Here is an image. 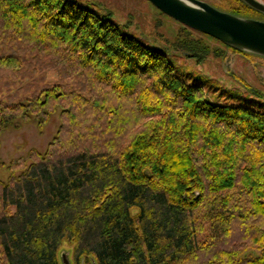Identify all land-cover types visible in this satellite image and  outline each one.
Listing matches in <instances>:
<instances>
[{"label":"trees","instance_id":"16d2710c","mask_svg":"<svg viewBox=\"0 0 264 264\" xmlns=\"http://www.w3.org/2000/svg\"><path fill=\"white\" fill-rule=\"evenodd\" d=\"M171 45L210 49L185 26ZM243 84L211 99L108 13L0 0V133L59 117L44 149L0 160V264H63L64 241L68 264H264V100Z\"/></svg>","mask_w":264,"mask_h":264},{"label":"rangeland","instance_id":"374dc122","mask_svg":"<svg viewBox=\"0 0 264 264\" xmlns=\"http://www.w3.org/2000/svg\"><path fill=\"white\" fill-rule=\"evenodd\" d=\"M79 4L91 7L99 13H108L110 19L116 22L121 30L131 34L145 43L163 48L168 59L174 65L176 72L187 81L202 84L211 99H217L216 94L227 91L252 95L247 92L243 82L258 89L264 100V55L250 50L239 51L233 49L217 38L186 26L177 19L162 12L149 0H75ZM222 9L219 5L225 0H205ZM264 3V0H260ZM224 10V9H223ZM257 10V9H256ZM242 17H253L264 20L261 11L249 14H237ZM187 27L190 37L201 39L210 49L200 60L196 56L186 55L184 51L176 50L171 43L176 39L181 28ZM46 80L56 79L54 69H44ZM22 78V81L28 80ZM14 86L11 87V90ZM7 91L1 87L0 95ZM59 123L58 109L40 129L37 119L32 117L23 120L17 117L15 121L0 133V160L7 161L26 155L30 147L44 149L46 143L55 133ZM17 124V125H16ZM0 176H6V170L0 166ZM62 249L69 250L72 260L71 245L61 244Z\"/></svg>","mask_w":264,"mask_h":264},{"label":"water","instance_id":"95a60500","mask_svg":"<svg viewBox=\"0 0 264 264\" xmlns=\"http://www.w3.org/2000/svg\"><path fill=\"white\" fill-rule=\"evenodd\" d=\"M162 12L183 24L207 33L233 46L264 55V20L242 17L220 9L205 0H149ZM264 13L260 0H243ZM63 264H68V250L60 252Z\"/></svg>","mask_w":264,"mask_h":264}]
</instances>
